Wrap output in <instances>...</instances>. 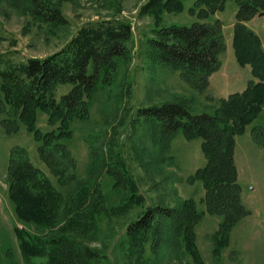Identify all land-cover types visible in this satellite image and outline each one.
I'll use <instances>...</instances> for the list:
<instances>
[{"label":"trees","instance_id":"trees-1","mask_svg":"<svg viewBox=\"0 0 264 264\" xmlns=\"http://www.w3.org/2000/svg\"><path fill=\"white\" fill-rule=\"evenodd\" d=\"M227 1L196 0L189 11L198 19L191 24L155 26L148 39L151 59L179 70L192 87L205 91L211 75L221 68L220 57L227 50L223 22L211 16L223 11ZM29 2L36 19L56 25L68 22L61 1ZM234 2L238 6L233 38L236 58L241 65H251L254 77L246 89L221 99L212 114L192 113L184 99L141 108L160 126L162 141L179 130L190 139H203L201 147L207 161L191 180L203 182L208 212L223 216L215 233V254L229 244L233 227L249 213L242 200L235 159L236 136L243 134L264 108V46L260 35L247 25L264 11V0ZM184 9L185 0H150L143 11L152 13L159 22L165 10ZM132 34L130 22L105 18L87 22L61 49L45 57L18 60L12 52L0 53V114H6L2 119L5 130L10 134L18 132L24 123L39 142L41 158L62 185L78 182L77 161L66 143L73 137L71 122L74 118H88L89 97L100 84L112 82L117 60L128 56L127 43ZM65 83L72 86L58 97L57 90ZM40 110L48 115L53 129L42 131L38 127ZM252 133L264 143L263 125L254 127ZM7 170L9 196L18 217L44 230L33 233L15 227L29 264H36L31 262L34 256H45L46 264H95L106 258L80 238L98 223L103 198L98 181L89 185L78 182L66 194L34 164L28 149L21 145L11 149ZM108 170L115 175V185L130 191L120 209L127 210L144 201L133 177L121 168ZM203 216L204 211L193 199H180L175 207L161 203L146 207L127 225L130 257L142 259L147 243L158 252L166 245L165 235L169 232V240L179 244L177 250L183 247L197 264H205L196 243V226Z\"/></svg>","mask_w":264,"mask_h":264},{"label":"rangeland","instance_id":"rangeland-1","mask_svg":"<svg viewBox=\"0 0 264 264\" xmlns=\"http://www.w3.org/2000/svg\"><path fill=\"white\" fill-rule=\"evenodd\" d=\"M51 1H61L62 11L68 19L66 24L36 19L29 0H0V53L12 52L18 60L45 57L61 49L87 22L120 18L132 25L133 34L127 43L128 56L117 60L112 82L100 84L89 97L88 118H74L71 122L73 137L66 140L77 161L78 182L89 185L98 181L103 193L97 226L80 237L85 244L106 255L95 264H197L183 247L176 249L179 244L169 240V232L165 235L166 245L158 252L147 243L142 259L129 255L127 225L148 206L161 203L175 207L180 199H193L198 209L204 211L196 226V243L205 264H264V143L258 142L252 133L254 127L264 126V108L246 131L236 136L235 159L242 200L249 213L233 227L229 244L219 254L214 252L215 233L223 216L208 212L203 182L191 180L207 161L201 147L203 139H190L179 130L162 141L160 126L141 111L150 105L184 99L192 113L212 114L220 106L221 99L231 94L217 91L215 85H209L205 91L197 90L181 77L179 70L157 63L149 56L148 39L153 36L154 27L191 24L198 19L189 11L196 0H185V9L181 12L165 10L159 22L152 13L143 11L150 0ZM237 9L234 0H228L223 11L211 16V19L219 18L223 22L227 50L220 59L221 63H226L228 74L245 66L237 61L233 45ZM247 25L264 43V11L257 13ZM239 76L233 75L237 80ZM253 78L252 75L247 85ZM71 86L62 84L57 96L70 90ZM5 117L6 114H0V264H29L22 254L15 227H24L33 233L44 230L35 223L23 221L15 211L7 181L11 149L16 145L26 147L34 164L66 194L78 182L62 185L41 158L39 142L33 133L24 123L18 132L8 133L2 123ZM37 125L42 131L55 127L49 124L48 115L41 110ZM119 168L136 180L138 193L144 196L141 204L131 205L127 210L120 206L130 191L115 185V175L108 170ZM31 262L46 264L47 258L34 256Z\"/></svg>","mask_w":264,"mask_h":264},{"label":"crops","instance_id":"crops-1","mask_svg":"<svg viewBox=\"0 0 264 264\" xmlns=\"http://www.w3.org/2000/svg\"><path fill=\"white\" fill-rule=\"evenodd\" d=\"M225 67H226V63L222 62V67L220 68V70L212 74L210 80V87L215 85L217 91L219 92L224 91L226 92V94H230L235 91H242L246 87L247 81L250 79V77H252L251 66L250 65L241 66V69L237 68L238 70H236V72H233L231 74L225 72L226 71ZM239 71L240 73H244V75H241ZM238 74L240 75L239 80L233 77V75L237 76ZM221 97H226V95H222Z\"/></svg>","mask_w":264,"mask_h":264}]
</instances>
